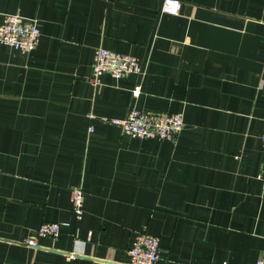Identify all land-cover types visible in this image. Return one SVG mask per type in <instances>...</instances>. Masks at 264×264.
Instances as JSON below:
<instances>
[{"label":"crops","instance_id":"1","mask_svg":"<svg viewBox=\"0 0 264 264\" xmlns=\"http://www.w3.org/2000/svg\"><path fill=\"white\" fill-rule=\"evenodd\" d=\"M162 2L0 0V24L40 31L27 54L0 43V264H126L143 231L155 264H264V0ZM98 47L141 73L93 84ZM131 109L183 127L127 135L110 119ZM44 221L61 233L37 235Z\"/></svg>","mask_w":264,"mask_h":264},{"label":"built area","instance_id":"2","mask_svg":"<svg viewBox=\"0 0 264 264\" xmlns=\"http://www.w3.org/2000/svg\"><path fill=\"white\" fill-rule=\"evenodd\" d=\"M180 0H163L161 10L169 14H178ZM40 31L36 21L24 17L18 12L3 15L0 24V43L7 45L23 54H27L37 46ZM108 73L119 78L128 74L141 73V64L132 55L114 51L105 47L95 50L90 79L93 84L100 83V76ZM138 86L135 91H138ZM110 122L118 125L130 136L139 138H159L174 140L183 127L182 113H154L131 109L125 117H113ZM264 142V137H263ZM264 183V169L260 173ZM72 211L76 219L83 214L84 191L80 187L71 190ZM60 224L54 221L42 222L36 230L39 236L57 237L61 233ZM26 245L37 247L35 237L23 241ZM126 264H155L160 257V239L148 232H139L134 236L127 248Z\"/></svg>","mask_w":264,"mask_h":264}]
</instances>
